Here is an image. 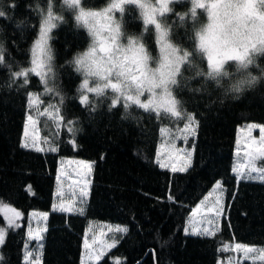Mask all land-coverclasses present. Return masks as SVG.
Segmentation results:
<instances>
[{
    "label": "trees",
    "instance_id": "trees-1",
    "mask_svg": "<svg viewBox=\"0 0 264 264\" xmlns=\"http://www.w3.org/2000/svg\"><path fill=\"white\" fill-rule=\"evenodd\" d=\"M111 2L80 0V8L101 11ZM191 7L189 0L172 5L167 20L171 24L178 14L190 15ZM0 10L6 14L0 17L4 58L0 63V201L25 216L22 225L9 230L0 249V264H24L26 247L36 245L27 235L30 211L50 212L42 264H80L90 221L126 227L117 246L97 264H113L112 258H120L122 264H218L228 255L221 250L226 242L264 247V183L238 181L233 173L238 128L264 125V81L234 99L203 77L193 78L194 72L186 71L185 65L173 95L196 118L195 135L186 144L194 149V156L189 170L170 172L156 163L161 132L183 124L184 119L146 112L133 104L125 109L123 101L110 108V97L115 95L110 89L103 96L90 94L88 104H81L84 75L74 61L88 50L92 37L77 20L79 8L64 0H0ZM49 13L54 27L47 85L55 92L46 94L38 76L29 74L27 85L21 86L23 78L14 79L12 73L31 66L33 46ZM205 18L206 13L198 10V19ZM115 19L123 37L142 39L151 55H158L154 26L145 31L137 5H126ZM172 40L191 47L184 28H174ZM260 63L264 65V58ZM200 66L206 70V61ZM30 94L39 98L35 111L41 145L56 146L57 152H39L21 144ZM60 157L94 164L84 214L51 211ZM218 181L227 192L222 231L215 237L186 235L189 215ZM4 223L0 215V225Z\"/></svg>",
    "mask_w": 264,
    "mask_h": 264
},
{
    "label": "snow or ice",
    "instance_id": "snow-or-ice-1",
    "mask_svg": "<svg viewBox=\"0 0 264 264\" xmlns=\"http://www.w3.org/2000/svg\"><path fill=\"white\" fill-rule=\"evenodd\" d=\"M180 2L182 0H112L103 11H85L80 8V0H65V3L70 7L79 8L77 20L88 28L89 35L92 37V44L88 50L77 56L74 61L76 70L84 75V80L79 89L81 91V104H88L87 93L103 96L105 91L110 89L115 94L110 97V108L116 107L120 101H123L125 109L135 104L146 112L152 111L157 115L163 112L171 118L184 119L186 122L183 125V131L195 135L196 118L183 108L182 101L173 95V89L180 85L181 80L178 77H181L182 68L185 65H187L186 71L195 73L193 78L202 76L199 66L194 63L196 53L192 39V32L199 22L198 10H203L207 14L208 28L212 32H216L221 27L224 17L228 13L223 6L224 0H189L192 5L190 15L178 14L177 20L170 24L167 20V14L173 11L172 5ZM125 4H135L142 10L146 26L145 31H147V26H154L159 45V53L156 57L151 55L142 39L135 36H122L120 24L115 22L112 14L114 12L122 13ZM258 10H264V0H250L248 13L255 14ZM5 15V12L0 10V17ZM189 19L190 23L187 22ZM52 27L54 24L51 13H49L48 19L40 28V37L32 49L31 66L12 73L14 79L23 78V85L21 86L27 85L29 74L41 77L45 84L46 94L55 92L47 85V80L51 78L48 73L51 72L52 57L46 41ZM174 28H184V38L191 42L190 48H185L182 43L172 40ZM203 46L205 45L202 38ZM246 55V51L241 54L238 49L213 48L208 56L206 71L209 76L213 72L219 73L226 63L233 60H243ZM3 59V49H0V63H3ZM90 78L95 81L92 85L89 84ZM145 94H147V99L142 100L141 97ZM29 102L30 106L38 104V96L30 94ZM50 107L58 113L59 110L54 105ZM28 119L35 123L31 115ZM247 127L250 132L259 128L260 136L258 139L256 137L251 138V145L249 146L251 151L246 153L248 156L246 171L240 172L238 167L234 168L233 171L236 173L238 181L248 179L264 183V164L257 163L264 160V126L253 123ZM25 136H27V131ZM22 146L28 147V144L25 143ZM51 150L55 149L52 148ZM188 156L190 159L191 153H188ZM216 187L219 188L220 185L217 184ZM83 195L86 196L87 192H84ZM59 210L69 211L70 209L61 207ZM79 211L82 214L83 208H80ZM0 215L7 222L6 226H0V246H2L5 241L6 227H17L15 221L21 218V213L0 201ZM208 222L209 224L212 223L211 220ZM117 231H126V229H117ZM193 234L212 236L215 235V230L203 229ZM28 236L30 240L39 241L41 239L39 232L33 236L31 228H29ZM114 244L115 240L112 244L103 245L101 251L95 253L94 258L99 260L103 251L113 247ZM87 247V240H85V248L87 249ZM221 250L242 252L245 254L244 258H251L248 256L249 253L264 256V249L249 248L240 243L225 244ZM86 256L91 259L93 253L86 252ZM0 259L3 257L0 256ZM24 264H41L40 255L35 250L26 247ZM228 264H232L230 259Z\"/></svg>",
    "mask_w": 264,
    "mask_h": 264
},
{
    "label": "rangeland",
    "instance_id": "rangeland-1",
    "mask_svg": "<svg viewBox=\"0 0 264 264\" xmlns=\"http://www.w3.org/2000/svg\"><path fill=\"white\" fill-rule=\"evenodd\" d=\"M126 5L129 4H125L124 7ZM117 13L118 12H114L112 14L115 22H116L115 16ZM142 16H143V12H142ZM79 22L83 25L81 21ZM52 23L54 24L53 18H52ZM84 27L88 30L86 26ZM52 29L53 27L48 33L49 38L46 41L47 47L49 45L50 34ZM39 78L41 79V77ZM94 82H95L94 79L90 78L89 84L92 85ZM90 94L93 93H87L88 99ZM141 99L146 100L147 94L141 97ZM36 107L37 104L30 106V110L24 126L21 144L23 145L27 143L28 147H24V148L39 152H57L58 149L56 146L41 145L39 123L35 111ZM29 115L33 117L35 123L29 121L28 119ZM185 122L186 121L184 120L183 124L176 123L172 127H164L162 129L161 142L159 144L157 151L156 163L163 170H168L170 172L184 173L187 170H189V168L192 165L194 149L187 148L186 145L187 141L192 135L183 131V125L185 124ZM250 124L240 126L237 132L233 169L238 167L240 172L246 171V166L248 161V156L246 155V153L251 151V148L249 147L251 145V138L256 137L258 139L260 136L259 128L252 130L251 132L248 130L247 126ZM257 125L264 126L263 124H257ZM26 131H27V136H25ZM72 144L75 148L77 147L75 139H72ZM52 148H54L55 150H51ZM188 153H191L190 159ZM257 163L264 164V160L258 161ZM93 169H94V164L91 161L76 157H60L58 164V178L56 183V190L54 193V202L51 211L64 212L67 214H81L79 209L83 208L82 214H84L86 211L87 202L89 200V196L91 192ZM233 173L236 175L234 171ZM248 181L259 182L258 180H248ZM217 184L220 185L219 188L216 187ZM84 192H87L86 196L83 195ZM226 194L227 192L223 182L222 181L216 182L212 187V189L210 190V192L202 199L200 204L192 210L191 214L189 215L188 221L186 223L184 233L190 236L191 235L199 236L200 234H193V233L200 232L203 229H208L209 231L215 230V235L208 237H215L216 235H218L222 231V227H223V217L225 215V209H226ZM61 207L69 208L70 210L61 211L59 210ZM16 210L21 213V218L15 221V223L19 226L23 224V218L25 216L20 210L18 209ZM49 216H50V212L30 211L26 223L27 235L29 232V228H31L33 236H35L36 233L39 232V235L41 237L39 241L33 239L32 241H35L36 245L35 246L32 245L31 248L29 247L30 249L35 250L36 253L40 255L41 264H42V255H43V240H44L45 232L47 230ZM209 220L212 221L211 224H209L208 222ZM6 223L7 222L5 221V223L0 226H6ZM12 228L14 227H6L5 240L9 230H11ZM117 229H126V227L117 224H111L108 222H103V221H90L84 235L80 264H97L99 260L105 257L110 251H112L118 244L119 236L126 232V231H117ZM201 236H205V235H201ZM85 240H87V244H88L87 249L85 248ZM113 240H115L114 246L110 248H106L103 251V255L101 256V258L99 260H96L94 258L95 253H99L103 245L112 244ZM225 244L232 245L228 242H226ZM242 245L254 249H264V247L262 246H254L247 244H242ZM2 246H0V249L2 248ZM86 252L93 253V258L89 259L86 256ZM223 252H227L228 255L225 256L224 258H221L218 264H228L229 259L231 260L232 264H238V261L239 264H264V256H256L255 253L248 254V256L251 258H244L245 254L242 252H233L231 250L223 251ZM112 262L113 264H122V260L120 258H112Z\"/></svg>",
    "mask_w": 264,
    "mask_h": 264
},
{
    "label": "clouds",
    "instance_id": "clouds-1",
    "mask_svg": "<svg viewBox=\"0 0 264 264\" xmlns=\"http://www.w3.org/2000/svg\"><path fill=\"white\" fill-rule=\"evenodd\" d=\"M249 3L250 0H224L228 15L221 27L216 32L209 30L206 14L192 32L196 53L194 63L199 66L201 77L221 90L223 95H231L234 99L264 81V65L260 63L264 58V10L249 14ZM217 47L238 49L241 54L246 51L247 55L243 60L229 61L219 73L213 72L209 76L200 63L206 61L207 64L209 53Z\"/></svg>",
    "mask_w": 264,
    "mask_h": 264
}]
</instances>
